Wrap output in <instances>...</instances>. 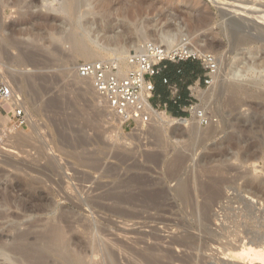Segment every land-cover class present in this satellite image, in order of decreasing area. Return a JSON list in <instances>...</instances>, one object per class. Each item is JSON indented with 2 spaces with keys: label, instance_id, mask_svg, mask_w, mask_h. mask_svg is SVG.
<instances>
[{
  "label": "rangeland",
  "instance_id": "obj_1",
  "mask_svg": "<svg viewBox=\"0 0 264 264\" xmlns=\"http://www.w3.org/2000/svg\"><path fill=\"white\" fill-rule=\"evenodd\" d=\"M12 1L14 2V0H0V24L10 26L15 23V25L19 26L16 27L17 31L23 29L26 32L16 33L14 38H11L10 32L6 31L0 35V47L6 46L8 41L13 39L16 42H20L24 48L33 45L40 49V51L33 59L34 61H30L27 66H21L17 62V58L20 57L19 47H7L6 53L3 51L0 53V79L3 78L2 81L0 80V83L5 82L3 80H9L10 84H14L13 87L15 89L21 91L20 95L26 102L25 108L28 119L27 125L23 127L9 123L8 119L7 124L0 121V211H5L6 215L10 214L9 218L0 220V236L3 232L7 234L6 232L12 225H18L20 229H25L29 222L41 221L45 223L52 221L61 211L68 210V212L72 213L71 215L74 216L75 220H80L81 224L91 219V221L97 220L99 225L97 226L109 229L110 231L107 234L114 233L116 240L118 239V232L115 229L113 230V219L104 213L98 214L99 217L97 216L96 218L86 207L82 208L80 205H77L75 192L77 191L79 194L82 192L80 197L88 199L93 189L96 190V193L94 192L90 195L91 197L97 196L98 193H106L110 189L113 190L119 181L139 176L144 179L145 183L148 182L147 188H153L154 185V189L159 187L166 189V192L169 193L168 203L174 202V210L178 214L177 216L176 214L174 215L175 212L173 210L172 213L164 215L165 219L168 220L164 223L158 221L163 216V212L160 209L159 211L158 209H152L153 211L151 209L147 210L149 211L148 214L146 211H138L141 220H137L138 222L134 227L132 223H130L131 225L129 224V228L126 223V227L123 223H120L124 228H128L130 234L132 233L129 236L132 242L130 243L127 239H125V242L134 246L131 239L141 237L144 233L153 232L161 238L167 237L164 239L166 243L163 242L161 244L167 247L172 237L183 236V230L177 229L182 216L184 218L182 221L187 220L188 223L191 222L190 217L187 214L186 217L182 211L181 203L174 198L173 190L176 188L178 181L188 180L189 178L201 181V178L203 180L201 182L206 183L207 181L209 182L208 176L210 172H216V168L218 172L220 171L218 169L221 168V174H228L222 177L227 178L225 179L227 182H230L232 179V182H228L230 184L227 183L228 186H226L227 184L225 185V200L223 199L222 205L216 207L214 210L219 221L213 222L214 224L211 225L210 229H213V231L211 230L213 232L212 235L216 238L213 242L208 243L207 249L204 251L198 252L195 250L196 252H194V250H189L188 256L194 252L191 254L192 256L194 255V259L192 258L193 260L190 263L220 264L221 259L223 261L225 257L222 254L223 249H227L224 246H242V242L249 241L251 237L255 236L254 234H256V237L261 235V237H264V200L257 201L256 199H251L249 195L241 192L246 180L261 178L260 180L264 181V101L257 98V95L261 93L259 91L264 92V90L263 86L259 89L248 87L251 90H249L250 94L248 97L236 92L235 95L234 89L228 86L233 84V79L226 74L228 73L227 65L234 60L237 54H242L248 50L260 52L264 50V34L261 35L262 31H264V21H260L261 23L257 22L259 20H255L256 18L254 17H257L255 14L247 16V13L245 14V12H248L247 9L241 14L239 13L241 11L237 13L234 10L238 8H248L253 10L252 12L264 10V0H131L125 7L127 20L121 19L123 16H115V12L112 9L113 6L111 4L108 5L109 9L113 10L110 12L112 14L108 19L111 27L110 34L113 33L112 35H114L115 31L121 32L127 28L125 30L127 31L125 38H123L125 42L134 40V26L141 24L143 21L145 24L149 23L148 25L150 26L157 22L160 24L162 22V26L166 25L167 27L182 25L185 26V30L189 33L191 43H199L204 50V54H212L218 62L222 59L224 63V66L223 63H221L222 66L218 64V68H222V81L219 79V85L217 86L213 81L210 86L215 95L213 94L211 98L207 97V100H202L200 97L203 109L206 111L209 119V125L203 126L198 120L196 123H199L200 129L194 131L190 127H185V125H178L177 127L166 126L163 130L151 124L142 128L144 129L143 135H136V131L123 129L117 118H112L109 112L102 106V102H99L93 96L87 82L79 83L75 79L74 73L76 71L74 70L75 63L73 57L75 56L74 50L77 43H66L63 45L60 41L63 38L65 39L67 34L73 30V26L68 22L71 15L60 10L64 0H33L35 6L32 5V8L29 9V14H35L36 17L32 23L24 24L21 27V22L19 24L21 16L16 15L17 11L15 9H17V6ZM96 3V0H93L90 4L94 8L96 7V11H99L100 8L96 6ZM43 6L45 9H43ZM231 6L234 8L232 9ZM86 7L83 6L81 8L79 15L87 11ZM21 12H26V9H22ZM27 15L24 14L25 17ZM253 15L255 16L253 17ZM89 18L95 19L97 16H89ZM235 25L241 27L240 32L242 35L237 34L238 37L252 35V37L258 38V42L255 41L244 47L235 48L234 35H232L236 32ZM233 26L235 27L233 28ZM157 27H161V25ZM31 28L32 30L37 29H35L37 32H34L35 36L28 34L30 32L27 29L31 30ZM52 28L55 30L56 36L61 37L59 41H55L54 36L48 35L49 30ZM231 28H233V31H231ZM87 46L93 51L97 49L91 44ZM55 48H58L57 52L53 50ZM50 51L54 53H50L51 56L48 54ZM24 57L28 59L31 56L27 54ZM77 57L79 58V56ZM21 75H24L26 78L27 76L34 75L41 79L48 78L51 80L46 81L42 79L37 83L33 81L31 83L26 80L22 90H19L21 87L19 84ZM214 76L215 74L213 75V79ZM262 76H264V73ZM249 78L246 77L243 81H251ZM222 84H224L223 87L221 86ZM234 96L237 97L235 98ZM242 96L243 99H241ZM57 98H60L61 101H58V103L51 102ZM32 118L37 122L36 129L31 126ZM8 145L14 146H11L13 147V153L5 151L6 147L10 148ZM21 152L22 154H20ZM117 152L127 155L129 160L127 159L123 163L122 159L113 157ZM180 154L185 155L187 158L181 169L174 167L175 165L173 164L174 159ZM89 155H93L95 160L103 166L101 170H92L80 161V157L86 158ZM255 167H257V170L259 169L257 172L254 169ZM108 168L111 170L113 177H109L110 173L109 175L108 172L105 173ZM176 170H179V172L177 171L178 174H176ZM205 171L207 173L209 171V173L207 174ZM174 174H176L175 177L171 178ZM87 178L91 179L88 183L86 181ZM234 183L236 190H233L234 187L232 189L229 187L233 186ZM68 184L72 185V190L75 191L73 194L71 191H68L69 194H64ZM99 187L100 189L97 190ZM227 187H229L230 191ZM17 188H20L22 191ZM40 192L48 194L51 204L49 209L40 215H25L18 208V199H24L27 195L36 198L39 197ZM68 192L66 191L65 193ZM8 193L11 194L15 201H18L16 204L13 202L12 207L5 206L2 203L4 196L6 197ZM71 195H75V197H71ZM236 196L237 198H235ZM239 196L244 199L246 198L248 200L247 203L250 202V209H248L249 205L246 209L244 208L247 203H241L242 201ZM228 200L229 202H227ZM181 212L183 213L181 214L182 216L180 215ZM13 215L16 219L11 217ZM154 216L158 217V219ZM173 225L174 228H172ZM159 227L160 229H158ZM192 231L196 233V229H192ZM76 232L82 240L83 238H88L87 235L85 236L86 232L83 229L77 228ZM256 237L255 240L257 239ZM260 242H256L258 243L256 247L261 246L263 248L264 245L260 244ZM157 243L155 242V244ZM175 252L177 255L181 253V251L177 250ZM201 252H210L212 254L206 253L204 255L205 253L202 254ZM185 253L187 255V252H183V254ZM195 253H201V255L198 257ZM263 253L261 254L262 257H264ZM0 254L2 253L0 252ZM195 255L197 258L206 257L198 259V262ZM179 256H182V253ZM262 257L261 260H257L258 264H264V258ZM193 261L197 262L194 263ZM0 264L17 263L13 254H7V256L0 255Z\"/></svg>",
  "mask_w": 264,
  "mask_h": 264
},
{
  "label": "bare ground",
  "instance_id": "obj_2",
  "mask_svg": "<svg viewBox=\"0 0 264 264\" xmlns=\"http://www.w3.org/2000/svg\"><path fill=\"white\" fill-rule=\"evenodd\" d=\"M34 1H36V0H34ZM92 1L93 0H64V2L61 5L60 10H62L66 14L71 15L70 20L68 22H69V24H71V26H73V30L69 34H67V37L65 39L64 38L61 39V37H57L55 34V30L53 28L49 30L48 35L54 36L53 38H55L58 41L61 39L60 41L62 42L63 45H65L66 43H69V44L77 43V46L74 50L75 56L74 57L72 56L74 59V63H75V69H74L76 71L74 73L75 79L79 83H86L87 82V85H89V89H90L91 93L93 94V96H95V98L97 100H99V102L100 101L102 102V106L105 108V110H107L109 112V114L112 116V118H115V115H113L112 112L110 111L108 102L101 95H99V93L94 88L91 80L86 79V78H82L78 75L77 65H78L79 61L95 62V61L117 60L118 62L121 63V65H126L127 58L131 54L143 52L146 44L150 43V42H154V43H157L159 45H162L168 51L187 50V51H189V53L204 54L203 53L204 50L199 43H196V44L191 43L190 35L187 32V30H185V28H184L185 26L176 25V27H174V26L173 27H167L166 25L163 24L164 26H166V27H164V26H162V22H161V24L159 22H157V23H159L158 25H161V27H157L158 25H155V24H157V23H155V21L158 19H156L154 21L155 24H153L152 26L148 25L149 24L148 22H147L148 24H145L144 21L141 24H138V25L136 24L134 26V30H133V33L135 34L134 40L125 42L123 40V38H125V34L127 32L125 30H127V28H125L121 32L120 31L117 32L118 31L117 30V31H115L114 35H112L113 34L112 32H111L112 34H110V31H111L110 28L111 27L109 25L110 23L108 22V19H109L110 15L112 14L110 12L114 10L115 16H120V17L123 16L121 19L124 18L127 20V14H126L125 7H126L127 3L131 2V0H96V2H97L96 6H98L100 8L99 11H96L95 10L96 7L94 8L90 4ZM13 3H15V5L17 6V9L19 8L18 10L15 9L17 11L16 15L21 16V18L23 17V19L20 18L21 21H19V24L21 22L20 27L23 26L24 24L32 23L36 16H35V14H31V13L29 14V9L32 8V5L35 6L34 5L35 2L33 3V0H14ZM110 4L113 6V8H112L113 10L109 9L108 5H110ZM36 5H38V4H36ZM42 5H40V6L42 7ZM83 6L88 7V8L86 7L87 11L85 13H82L81 15H79L81 8ZM11 7H15V6H11ZM24 8L26 9V12L23 13V12H21V10ZM233 8L234 7H232V9ZM43 9H45L44 6H43ZM46 9H48V8H46ZM245 9H247L248 12H245L244 11ZM234 10L237 13L239 11H241V12H239L240 14L245 12V14L247 13V16L252 15V14L257 15V17H254L255 15H253V17L256 18L255 20H259V21H257L259 23H261L260 21H264V10H260V11L258 10V11H254V12H252L253 10L248 9V8H238V9H234ZM24 14H26V15L28 14L29 16L27 15V17H25ZM89 16H93V17L97 16V18L90 19ZM17 26L18 25H15V23H14V25L11 24L10 26H4V25L0 24V35L4 34L6 31H8V32H10L11 38H14V35L16 33L26 32L23 29L22 30L19 29L17 31V29H16ZM235 26H236V28H235L236 32L234 31L235 33L232 34V35H234L233 38H234L235 48L240 47V46L244 47L245 45L252 44L255 41L258 42V38L252 37V35L251 36L245 35V36H239L238 37L237 34L242 35V33L240 32L241 27L239 25H235ZM235 26H233V28ZM233 28H231V31H233L232 30ZM35 29L34 30H32V28H31V30L27 29L28 32H30V33H28V32L27 33L30 35L32 34V36L33 35L35 36V33L37 32L36 31L37 29L36 30ZM62 34H64V33H62ZM263 34H264V31H262L261 35H263ZM25 35H27V34H25ZM247 35H249V34H247ZM88 44H91L95 48H97L96 51L91 50L87 46ZM7 47L8 48L9 47H19L20 48V57L17 58V62L21 66H27V65H29L30 61L33 62L34 61L33 59L35 58L36 55H38V53L40 51V49L36 48V46H33V45L32 46H26L24 48L20 42H16L15 40L10 39V41H8L6 46L3 45V47H0V53H2V51L4 53H6V51L8 49ZM57 49L58 48H55L53 50L57 52ZM261 51L263 52L264 50H261ZM262 52L253 51V50H248L247 52H244V53L241 52L242 54H237L235 56L234 60L232 62H230L229 65H227V68H228L227 72L228 73H226V74L228 76H231L232 77L231 79H233V84L228 85V84H230V83H228L227 85L234 89L233 90L234 94L236 92V93L241 94L245 97L246 96L248 97L250 94L249 93L250 89L248 87H250V88L256 87L255 89H257V88L259 89L261 86H263L262 88L264 90V76H262V74L264 73V53H262ZM50 53H51V51L48 52V54L50 56H51V54H54L53 52L51 54ZM101 53H103V54H101ZM27 54H30V56H31L28 59H26V57H24V55H27ZM77 56H79V58ZM217 62H218V60H217ZM221 63H223L222 59L220 60V62H218V64H220V66H222ZM223 66H224V63H223ZM218 69H219L218 72H216L215 76H214V82H215L216 86L219 85V81L222 79L221 78L222 68L221 69L218 68ZM246 77H250L249 79H251V81L250 80H249V82L243 81V79H245ZM2 79H0V80L2 81ZM42 79H44L46 81L51 80L48 78H42ZM42 79L37 77V76H34V75L33 76H27V78H26L23 75L20 79L19 84L21 87L19 88V90H22V87L26 83V80H28L31 83H33V82L37 83L38 81H41ZM3 81L8 82V84H10L9 80H3ZM226 82H228V81H226ZM229 82H230V80H229ZM10 85L13 87L14 84L13 85L10 84ZM223 85L224 84H222L221 86L223 87ZM13 90H14L15 95L20 97V99L22 100L21 103L25 107L26 102L22 99V97L20 95L21 91H18L14 87H13ZM259 92H261V93H259L257 95V98L262 99L264 101V92L263 91H259ZM213 94H214V91L210 88L207 91L200 92V97L202 98V100H205L207 97L208 98L213 97ZM243 96L241 97V99H243ZM231 97H232V95H231ZM58 101H61V99L60 98L53 99L51 102L52 103H58ZM229 102H231V101H229ZM25 110H26V108H25ZM28 116H29V114H28ZM33 118H36V117H33ZM33 118H32V123H31L32 125L31 124L30 125L32 126V128L36 129V127H37L36 123L37 122L34 121L35 119L33 120ZM7 119L9 120L8 117H3V115L0 114V121L7 124L8 123ZM196 122H198V119L196 117H193L191 119H189V118L179 119V118H174L173 116L162 112V113L156 114L152 125L158 126L159 129L160 128L163 129L166 126L177 127L178 125H180V126L185 125V127L186 126L190 127L191 130L195 131V130L200 129L199 123H196ZM142 128L143 127L139 126L137 129L134 130V132L136 131V135H143L144 134V129H142ZM13 145H11V146H13ZM11 146L8 145V147H10V148L6 147L5 151L13 153L14 152L13 151L14 146L13 147H11ZM23 152H24V149H23ZM20 154H22V152ZM131 154H133V153H131ZM113 157H116L117 159H119V158L122 159V162L127 161V159H128L127 155H125V154L122 155L121 153H118V152ZM158 157H160V156H158ZM79 159L83 164H85L87 167L91 168L92 170L99 171L103 168V166L100 165V163L95 160L93 155H89L86 158L80 157ZM186 159L187 158L185 155H183V154L178 155L174 159L173 164L175 166L174 165L173 166L181 169L183 167V165L185 164V161H187ZM240 162H241V160H240ZM256 166H257V164H256ZM257 167L254 168L256 172L259 170V169L258 170L256 169ZM110 169H112V168H110ZM113 169L115 170V168H113ZM104 170H106V169H104ZM218 170L221 171V168ZM177 171L179 172V170H176V174H178ZM215 171L216 172L213 171L214 173L210 172V175L208 176L209 182L207 181L208 183L207 182L206 183L201 182V181H203L201 178H200L201 181H196L197 179L193 180L191 178H189L188 180H184V181H181V180L178 181L176 188L173 190L174 198H176V200H178L181 203L182 211L185 213V216L187 214L190 217L191 222L188 223L187 220L182 221V219H184V218L181 214H183V213L182 212L180 213L182 218H181V216H179L181 218V220H180V223H179L177 229L183 230V236L182 237H176V238L172 237V239H170V242H168V246L166 245L167 247H165L164 245L163 246L161 245V244H163V242H165L164 239H166L167 237L161 238L159 235L153 233L152 231H151L152 233H149V232L144 233V235L141 237H134L135 239L134 238L131 239V240H133L134 246H131L132 244L129 245L125 242V239H127V241L128 240L130 241L129 236L132 234V233L130 234V231L128 230L129 224L132 223L133 227H134V225H136V223L138 222L137 220H139L141 217L140 213L138 211H142V212L146 211L148 214L149 211H147V210L158 209V211H159V209H160L161 212H163V216L161 215L162 217L159 218L160 220H158V221L165 223L168 220L165 219L164 215L172 213L173 210L175 209L174 208L175 207L174 202L168 203L169 202V196H168L169 193L166 192V189H163V187H161V188L159 187L157 189L156 188L154 189V185H153V188L152 187L147 188L148 182L145 183L143 178H141L139 176H137V177L135 176L132 178L129 177V179H127V180L119 181V183L117 182L118 184L117 185L115 184L116 188H114L113 190L110 189V191L107 190L108 192L105 191L106 193H104V192L101 194L98 193L99 195L97 194V196H95V197L90 196L96 191L93 189L91 191V194H89L88 197H90V198H88V199H84V198L80 197V194H82V192H80V194H79L76 191L77 192V194H76V192L74 190H72V185H70V184H68L66 186L67 188L64 191V194H69L68 191H71L72 194L75 192L77 205H80L82 208L86 207L93 216L94 215L96 216V218H97L98 214H102V213L111 217L113 219L112 222H114V224H112L111 222L110 223L112 224V227L114 226L113 230L114 229L117 230L118 239L115 240L114 233L107 234V232L110 231L109 229L107 230L106 228L105 229L100 228L101 226L98 227L99 225H98L97 220L91 221L92 220L91 219L90 221H86V223L81 224V222H79L80 220L79 221L75 220L74 216L71 215L72 213L68 212V210H67V211H61L60 214L57 215L52 221H48L45 223L41 222V221H33L31 223L29 222L27 226L25 225L26 226L25 229H20L18 225H14V226L12 225V226H10V229L6 232L7 234H5L2 230V232L4 234L2 233V235L0 236V252L2 253L0 255L7 256V254H13V256H15V262L17 264H191L190 262L194 259L193 258L194 255L192 256L191 254L196 252V251L199 252V251L206 250L208 243L213 242V240L216 238L212 235L213 229H210L212 227L211 225H213L216 220L219 221L217 214L214 213L215 212L214 210L216 207L222 205V203H223L222 201L225 198L224 197L225 196L224 187L228 186V184L230 182H232V179L230 182L228 181L229 182L228 183L227 180H225L227 178L222 177V176H225L228 174L223 175V174H221L220 171L217 172V168ZM106 172H108V175L110 173L109 177H111L113 175L111 173V170H109V168H108V170L105 171V173ZM222 172H223V170H222ZM226 172H228V171H226ZM256 172H254V173H256ZM261 172H263V171H261ZM102 173H103V171H102ZM105 173H104V175L106 176ZM174 173H175V170H174ZM208 173H209V171H208ZM229 173H231V172L229 171ZM176 174L172 175L171 178L175 177ZM114 176H115V174H114ZM168 176H170V175H168ZM240 176L242 177L243 175H240ZM176 177H178V176H176ZM260 179L259 178L258 179L256 178L253 180H250V179L246 180L245 179L246 182L243 184L241 192L249 195L250 196L249 198H251V199H256L257 201H259V200L263 201L264 200V181L260 180ZM61 180H63V179H61ZM90 180L91 179L87 178L86 179L87 183L90 182ZM198 180H199V178H198ZM233 181H234V179H233ZM235 183L233 186L232 185L229 186L230 189H232V187L235 186ZM58 184H59V182H58ZM60 185H61V183H60ZM97 186H98V184H97ZM61 187H62V185H61ZM63 187L65 188L64 185H63ZM229 187H227L228 190H229ZM234 188H233V190H236V187H234ZM99 189H100V187L97 190H99ZM18 190H20V188ZM20 191H22V190H20ZM66 191L68 193H65ZM89 191H90V189H89ZM88 192H87V194H88ZM75 195H71V197L72 196L75 197ZM83 195H84V193H83ZM85 196L87 197L86 194H85ZM82 197H84V196H82ZM235 198H237V196ZM230 199L232 200V198H230ZM18 200H19V203H18V201H15L12 198L10 193H8V195L6 197L4 196L2 203L5 206H11L13 204V202H15V204L17 202L18 208H20L21 211L25 215L43 214L49 209V206L51 205L48 194H44L43 192H40L39 197H36V198L27 195L24 197V199L22 198V199H18ZM240 200L242 201V202L241 201L240 202L243 204H246L248 202V200H246V198L244 199V198L240 197ZM227 202H229V200ZM252 203H256V202H252ZM249 204H250V202L247 203V205H245L244 208L246 209ZM221 208H222V206H221ZM248 209H250V205H249ZM221 210L223 211V209H221ZM227 211L229 212V210H227ZM243 211H242V214H243ZM246 211H248V210H246ZM4 212H2V210L0 211V220L10 217L9 216L10 214L6 215ZM174 212H175V210H174ZM235 213H237V212H235ZM175 214L177 216L178 213L175 212L174 215ZM233 216H235V215H233ZM11 217L13 219H16V217L14 215ZM154 217H156V216H154ZM156 218L158 219V217H156ZM156 218H155V220H157ZM149 219H150V217H149ZM261 219H263V218H261ZM155 220H153V221H155ZM175 222H176V220H175ZM120 223L121 224L123 223L124 226L126 223L128 228H124V226L120 225ZM164 223H162V224H164ZM221 225H222V223H221ZM77 228H81L86 232L85 236L86 235L88 236V238H87L88 240L85 238H83V240H82L81 237H79V235L76 232ZM172 228H174V225ZM158 229H160V227ZM192 229H196V233L194 231H192ZM117 232H115V233L117 234ZM168 232H171V231H168ZM175 233H177V231H175ZM254 235H252L254 237L253 238L251 237V239H249V241L244 242L242 240L243 241L242 246H240V245L236 246V247H227L229 245L224 246L225 248H227V249H223L224 251L222 252V254L225 256L224 257L225 261L224 260L222 261V259H221L220 264H258L257 260H261V257H262L261 254H262V252H264V247L261 248V246H260L261 243L264 245V242H263L264 237H261L262 235L257 236V237H256V234H254ZM257 235H258V233H257ZM203 236L205 237L204 239H203ZM111 237H113L114 239ZM255 237L257 238L256 240L258 242L261 241L259 244L260 247H256V244H258V243H256L257 241L255 240ZM168 239H169V237H168ZM131 242L132 241H130V243ZM155 242L156 243L158 242L159 244L158 243L155 244ZM238 243H240V242H238ZM221 247H220V249H221ZM175 250H177L179 252L181 251L182 256H179L181 254V253L179 254V252H178L179 255H177ZM189 250H192V251L194 250V252H192L191 254L189 253L191 257L188 256ZM183 252H187V255H186V253L183 254ZM201 253H199V254L195 253V254L198 255V257H199V255H201ZM203 253H205L204 255H206V253H210V252H203ZM210 254H212V253H210ZM196 255H195V257H196ZM205 257L203 256L202 258H205ZM202 258H197L196 260L198 261V259H202ZM213 258H214V256H213ZM262 258H264V257H262ZM193 262L196 263L195 261H193Z\"/></svg>",
  "mask_w": 264,
  "mask_h": 264
},
{
  "label": "built area",
  "instance_id": "obj_3",
  "mask_svg": "<svg viewBox=\"0 0 264 264\" xmlns=\"http://www.w3.org/2000/svg\"><path fill=\"white\" fill-rule=\"evenodd\" d=\"M183 62L198 63L202 73L187 85L184 94L183 78L172 80L166 75L170 64L179 66ZM218 70L217 59L212 54L189 53L187 50L168 51L154 42L147 43L143 52L133 53L126 65L117 60L80 61L77 73L91 80L96 91L109 104L110 111L123 129L134 131L139 126L151 125L157 113L169 114V107H177L185 117H196L201 125H209L203 109L200 92L209 90ZM177 74H182L180 68ZM163 92L157 91V83ZM13 87L0 83V114L9 118V123L23 127L27 125V113ZM172 116V115H171Z\"/></svg>",
  "mask_w": 264,
  "mask_h": 264
},
{
  "label": "trees",
  "instance_id": "obj_4",
  "mask_svg": "<svg viewBox=\"0 0 264 264\" xmlns=\"http://www.w3.org/2000/svg\"><path fill=\"white\" fill-rule=\"evenodd\" d=\"M180 68L182 70V74H177V69ZM202 73L201 67L198 63H191V62H183L179 66L170 64V68L166 71V75L169 76L172 80H180L181 78L184 79L185 84L182 85L184 94L187 93V85L192 83L196 77ZM162 85L158 82L157 83V91L163 92ZM169 113L176 118L185 117L177 107L170 106Z\"/></svg>",
  "mask_w": 264,
  "mask_h": 264
},
{
  "label": "water",
  "instance_id": "obj_5",
  "mask_svg": "<svg viewBox=\"0 0 264 264\" xmlns=\"http://www.w3.org/2000/svg\"><path fill=\"white\" fill-rule=\"evenodd\" d=\"M55 39V38H54ZM55 41H57L56 39H55Z\"/></svg>",
  "mask_w": 264,
  "mask_h": 264
}]
</instances>
